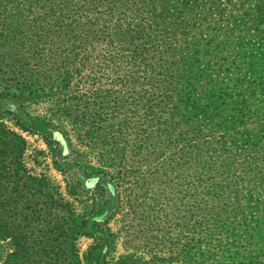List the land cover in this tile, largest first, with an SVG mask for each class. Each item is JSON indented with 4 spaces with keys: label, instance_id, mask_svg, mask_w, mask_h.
Masks as SVG:
<instances>
[{
    "label": "trees",
    "instance_id": "1",
    "mask_svg": "<svg viewBox=\"0 0 264 264\" xmlns=\"http://www.w3.org/2000/svg\"><path fill=\"white\" fill-rule=\"evenodd\" d=\"M11 86L42 105L55 141L106 166L130 148L161 154L177 123L187 139L173 148L208 223L199 264H264V0H0V89ZM22 103L11 113L27 129ZM28 151L0 122L5 264H67L61 244L86 221L57 215L27 167L41 152Z\"/></svg>",
    "mask_w": 264,
    "mask_h": 264
},
{
    "label": "rangeland",
    "instance_id": "2",
    "mask_svg": "<svg viewBox=\"0 0 264 264\" xmlns=\"http://www.w3.org/2000/svg\"><path fill=\"white\" fill-rule=\"evenodd\" d=\"M20 102L27 106L26 118H33L27 129L17 125L11 113ZM41 106L19 99L13 86L0 89V122L22 136L28 156L31 150L41 152L36 163L27 157V167L46 182L50 195L62 202V208L55 210L57 215L86 221L83 233L76 235L74 227L61 244L62 250L67 248L63 250L67 264L205 263L208 223L191 188L190 170L178 160L177 147L173 148L187 139L179 138L177 123L171 124L164 141L157 143L168 146L169 136L174 141L160 149L161 154L151 146L145 147L143 154L130 148L106 166L72 137L65 143L55 141L54 132L37 119ZM13 252L11 241L0 236V264Z\"/></svg>",
    "mask_w": 264,
    "mask_h": 264
}]
</instances>
